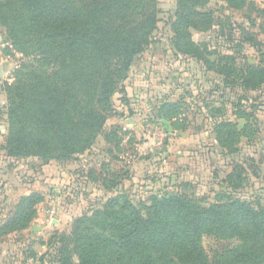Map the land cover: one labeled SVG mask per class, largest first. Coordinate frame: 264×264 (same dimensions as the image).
Masks as SVG:
<instances>
[{
    "label": "rangeland",
    "instance_id": "rangeland-1",
    "mask_svg": "<svg viewBox=\"0 0 264 264\" xmlns=\"http://www.w3.org/2000/svg\"><path fill=\"white\" fill-rule=\"evenodd\" d=\"M156 9L150 44L118 83L100 132L75 154L54 152L52 158L4 151L8 88L25 57L11 47L0 23V264H60V234L119 194L135 206L168 195L201 207L229 200L264 206V81L244 86L176 51V0H156ZM203 10L213 12V24L206 31L190 29V40L208 49L211 67L228 55L238 73L245 65L264 71V0H246L239 8L208 0ZM164 101L181 104L171 120L158 115ZM225 123L230 148L216 139ZM27 196L35 201L25 226L9 224ZM200 242L211 254L237 240L204 234Z\"/></svg>",
    "mask_w": 264,
    "mask_h": 264
},
{
    "label": "trees",
    "instance_id": "trees-1",
    "mask_svg": "<svg viewBox=\"0 0 264 264\" xmlns=\"http://www.w3.org/2000/svg\"><path fill=\"white\" fill-rule=\"evenodd\" d=\"M223 1L233 8L246 2ZM207 2L176 0L175 50L244 86H259V66L245 65L238 73L233 57L219 55L211 67L208 49L190 40V29L206 31L213 24V12L203 10ZM157 12L156 0H0V23L11 47L25 57L8 88L5 153L52 158L88 146L104 125L118 83L150 44ZM180 110V102L164 101L158 115L171 120ZM229 126L215 130L224 148L231 147ZM34 198H22L9 224L25 226ZM204 234L237 243L207 254ZM59 241L60 264H264V206L229 200L201 207L178 195L135 206L119 194L74 219Z\"/></svg>",
    "mask_w": 264,
    "mask_h": 264
},
{
    "label": "water",
    "instance_id": "water-1",
    "mask_svg": "<svg viewBox=\"0 0 264 264\" xmlns=\"http://www.w3.org/2000/svg\"><path fill=\"white\" fill-rule=\"evenodd\" d=\"M0 76H1V67H0Z\"/></svg>",
    "mask_w": 264,
    "mask_h": 264
}]
</instances>
